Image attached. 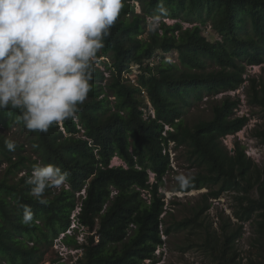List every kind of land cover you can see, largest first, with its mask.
Listing matches in <instances>:
<instances>
[{"label":"trees","instance_id":"1","mask_svg":"<svg viewBox=\"0 0 264 264\" xmlns=\"http://www.w3.org/2000/svg\"><path fill=\"white\" fill-rule=\"evenodd\" d=\"M129 1L123 0L124 8L97 55L111 56L110 77L94 64L93 87L79 106L78 120L63 121L64 129L59 123L46 133L34 132L31 139L43 164L57 165L68 174L70 187L46 190L47 205L25 183L38 159L26 152V143L14 141L15 151L5 146L11 139L2 129L17 123L19 111L0 110V168L7 163L5 175H0V264H44L62 233L65 244L83 251L80 264H156L155 251L166 244L163 235L181 230L196 232L200 246L217 264H264V161H256L242 141H235L232 149L224 143L252 117L237 115L241 96L216 98L248 81L247 103L259 107L264 118V74L245 76L248 65L264 64V0H163L168 10L163 18L187 14L200 24L185 28L179 20L168 24L162 19L147 39L140 36L148 17L158 14L159 0H139L142 13ZM208 26V33L220 38H209L204 33ZM171 52L178 53L179 62L162 54ZM152 59L159 60L153 64ZM210 60L218 67L210 68ZM134 64L138 84L125 75ZM109 94L116 97L114 104ZM146 97L155 117L145 114ZM205 98L211 117L191 122L189 112ZM252 135L264 144V124H257ZM171 150L186 151L190 165L199 168L186 186L179 183L172 191L209 189L191 215L180 219L174 218L160 190L174 169ZM116 156L128 167L111 166ZM224 194L237 221L222 209L214 227L208 215L210 197ZM25 205L34 213L31 225L21 223ZM74 221L76 233L87 228L83 241L68 232Z\"/></svg>","mask_w":264,"mask_h":264},{"label":"clouds","instance_id":"2","mask_svg":"<svg viewBox=\"0 0 264 264\" xmlns=\"http://www.w3.org/2000/svg\"><path fill=\"white\" fill-rule=\"evenodd\" d=\"M123 8V0H0V110H18L16 122L29 132L46 133L59 123L64 129L63 121L76 119L92 90L97 55ZM167 11L159 0L158 14L148 21L150 31L159 30ZM146 101L152 105L149 97ZM5 146L16 149L12 140ZM67 176L57 165H36L25 183L47 205L46 190L60 187ZM177 179L181 187L189 183L185 176ZM33 220L32 209L23 206L21 223L31 225Z\"/></svg>","mask_w":264,"mask_h":264},{"label":"rangeland","instance_id":"3","mask_svg":"<svg viewBox=\"0 0 264 264\" xmlns=\"http://www.w3.org/2000/svg\"><path fill=\"white\" fill-rule=\"evenodd\" d=\"M129 3H131V5L135 7L136 13L143 12V8L139 0H130ZM126 16L131 17L132 14L128 13ZM150 17H148L147 25ZM163 20H165L168 24H173L179 20L184 24L185 28L200 24L199 21L192 22L191 20L194 19L187 14H183L178 19L163 18ZM207 23L209 24L210 22L208 21ZM210 29V26L204 27V33L207 34L209 38L214 39L213 36H216V38H220V35L215 34V32L208 33ZM150 32L151 31L149 30L148 26H146L145 32L140 37L147 39L149 37ZM164 55H166V59H172L179 62V56L177 52H171ZM110 62H112V58L108 54H101V56L97 57L95 61L96 66L100 67L102 71L104 69L105 76L107 78H109L111 75V71L107 68V63ZM209 64L210 68L218 67L211 60L209 61ZM261 73L264 74V64L248 65L247 74H245V76L248 77L249 74L253 75ZM125 75L126 77H129V79L135 80V82L138 81V65H132L130 71H127ZM106 82L107 79L104 80L103 84H106ZM248 84L249 83L247 81L245 85H243L240 89L219 94L216 96V98H222L224 94H230L233 97H235L236 95L241 96L242 105L239 107L237 115L248 114L251 115L252 119L250 120L248 125L237 134H231L226 136L224 138V143L229 147V149H232L234 147L235 141H242V143L247 147V152L252 155V157L255 158L256 161L261 163L264 161V144L258 141V139L252 135V130L257 124H264V118L263 113L260 111L259 107L250 106L247 103L246 90ZM109 98L111 99L112 104H114L116 97L112 94H109ZM146 103L149 109L147 107L145 113L150 115V111H153V107L149 104V101H146ZM211 115L212 111L210 107V102L209 100H207V98H205L202 102H197L195 104V106L189 112L188 118L192 122L198 118H210ZM2 130L4 133L7 134V136H9L11 140L27 144L26 152L28 154H31L34 159H38V163L34 164V167L36 165H45L41 162V157L38 153L35 152L34 155V151L31 146V139L36 136V133L29 132L21 123H15L11 128L3 127ZM172 146L173 142L170 143V147ZM177 153L178 150H171L173 162L172 165L174 169L166 175L165 186L160 190L165 195L167 205L169 207H173L172 212L174 214V218L180 219L184 216L191 215L193 207L199 200H201L203 193H208L209 189L207 187H203L201 189H193L190 192L172 191V187L179 184V181L177 179L179 176H185L186 178H189L194 176L199 171V168L192 167L190 165V162L188 161L186 155V151L181 150L178 154ZM113 164L126 166V163L121 158L117 157L113 159ZM6 167L7 163H4L1 166V176L5 175L4 171ZM22 174L23 173H21V175ZM150 177V181L154 182V173H150ZM63 185H66V187H70L66 182ZM60 187L57 188L60 189ZM81 193H84V190L81 191ZM79 196L80 192L78 193V197ZM144 196L147 198L146 194ZM174 199L178 200L179 204H172V200ZM210 201L213 203V205L210 210H208V215L214 221V227L218 226V214L222 209L225 211L226 214H230L233 220L237 221V219L232 215V209L229 206V204L231 203V199L228 194H224L219 197L212 196L210 197ZM74 226H78V224L74 223L72 227ZM246 226V228L250 230V225L248 221L246 222ZM82 229H84V231L76 233L74 229H72V231L69 232H73L72 234L76 233L78 239L80 241H83L86 237L85 231L87 230V228L82 227ZM248 234L249 232L247 233V236ZM163 238L166 239V244L157 248V250L155 251L157 257L159 258V262L156 264H217L213 261L212 256L208 255V252L204 250L202 246H200V237L197 236L196 232L194 231L190 232V230H181L175 232L172 236L163 235ZM241 247L243 249V255L246 257L248 251L247 238H244L241 241ZM82 255L83 251L81 249H75L73 246L65 244L62 239L60 240L59 238H57L53 246L46 253V261L44 264H80L79 258ZM144 264H149V260H147Z\"/></svg>","mask_w":264,"mask_h":264},{"label":"built area","instance_id":"4","mask_svg":"<svg viewBox=\"0 0 264 264\" xmlns=\"http://www.w3.org/2000/svg\"><path fill=\"white\" fill-rule=\"evenodd\" d=\"M132 81L135 83V80L132 79ZM154 116H155V114H154ZM64 235H65V233H63V234L61 235L62 237L60 236L59 239H60V240L63 239Z\"/></svg>","mask_w":264,"mask_h":264}]
</instances>
